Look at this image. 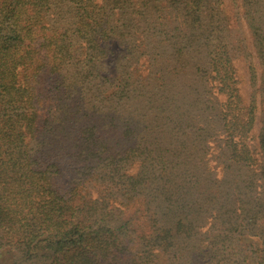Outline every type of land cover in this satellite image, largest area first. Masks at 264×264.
<instances>
[{
  "label": "trees",
  "instance_id": "1",
  "mask_svg": "<svg viewBox=\"0 0 264 264\" xmlns=\"http://www.w3.org/2000/svg\"><path fill=\"white\" fill-rule=\"evenodd\" d=\"M222 5L0 0V264H264ZM241 8L264 67V0Z\"/></svg>",
  "mask_w": 264,
  "mask_h": 264
},
{
  "label": "rangeland",
  "instance_id": "2",
  "mask_svg": "<svg viewBox=\"0 0 264 264\" xmlns=\"http://www.w3.org/2000/svg\"><path fill=\"white\" fill-rule=\"evenodd\" d=\"M222 4L224 15L222 23L226 28L224 32L228 36L227 40L229 41L236 86L241 96L242 104L249 105L253 102L254 106L255 119L250 132L252 138L248 143L257 151V140L255 137L264 125V67L260 64L253 37L243 19L241 0H222ZM122 48L119 47V49ZM249 63H251L253 68V75L250 73ZM113 72L112 69H106L101 74L106 77V75L111 76L109 73ZM181 78L182 81L187 79V77ZM98 81H100V78ZM192 96L196 97L197 95L192 93ZM94 97L99 98L100 96L95 94ZM219 100H222L221 97H219ZM45 114L48 115L46 111H43V115ZM218 145L219 139L217 143H209L210 164H215L219 160L220 148L218 149ZM256 157L259 158V155H256ZM220 169L221 167L218 168V170ZM66 179L68 180V174H66ZM248 239L249 237L244 238L245 241Z\"/></svg>",
  "mask_w": 264,
  "mask_h": 264
}]
</instances>
